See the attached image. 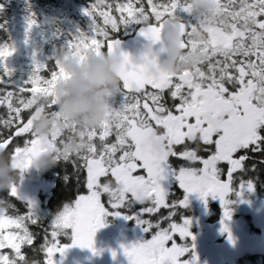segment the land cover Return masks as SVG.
Listing matches in <instances>:
<instances>
[{"label": "snow or ice", "instance_id": "6c2138e0", "mask_svg": "<svg viewBox=\"0 0 264 264\" xmlns=\"http://www.w3.org/2000/svg\"><path fill=\"white\" fill-rule=\"evenodd\" d=\"M220 5L227 24L196 16L191 0H94L83 10L91 20L89 34L80 31L68 47L83 42L94 54L121 55L123 104L82 133L84 148L59 158L71 203L50 225L36 215L32 202L18 210L12 201L19 195L17 185L0 191L6 206L0 211V264H56V255L64 256L73 246L97 253L94 235L105 226L104 218L130 211L133 204L142 207L125 218L134 219L151 238L121 246L130 264H197L195 243H182L188 237L195 241L191 221L175 220L192 193L205 202L209 196L219 198L221 231L232 240L227 196L264 182V41L254 42L255 34L264 33V0H220ZM170 16L184 27L187 55L181 62L186 66L155 76L149 70L152 58L147 53L133 57L116 37L134 28L148 43L162 44L160 26ZM35 23L28 19V29ZM246 23L252 36L240 34ZM14 51L11 44L0 45V154L18 160L22 180L39 146L28 127L33 109L27 105L35 86L51 89L63 70L57 60L45 76L46 66L36 64L26 81L15 83L5 64ZM153 135L163 145L157 153L144 149ZM166 173L175 176L185 193L182 199L171 198L162 186ZM65 229L71 230L70 245L61 240Z\"/></svg>", "mask_w": 264, "mask_h": 264}, {"label": "trees", "instance_id": "16d2710c", "mask_svg": "<svg viewBox=\"0 0 264 264\" xmlns=\"http://www.w3.org/2000/svg\"><path fill=\"white\" fill-rule=\"evenodd\" d=\"M94 0H0V45L11 44L15 51L10 55L5 64L12 72L11 80L15 83L26 81L36 66V64L46 66L42 70V75H49L51 70L55 68L56 61L59 60L63 74L56 81L55 85L44 90L39 86L36 87V93L27 107L34 110L38 107H44L45 111L36 117H47L50 111L49 104H55L54 111L60 110L61 97L57 92V84L59 81L70 78V73L65 70V61H74L83 65L85 58L93 56L89 52L88 46L78 45L75 49L68 47V42L77 36L80 31L89 34L91 20L84 15V9L89 8ZM191 7L194 14L207 20L211 24H215L218 20H222L227 24L226 17H223L221 11L220 0H216L215 8H207L201 0H191ZM34 19L36 23L28 29V19ZM172 21L181 20L175 16L169 17ZM182 18L186 21L195 23V18L187 14H182ZM102 23V19L100 21ZM134 28L127 31L121 30L116 38H127L134 33ZM252 36L251 23L243 25V31ZM194 38L198 41L201 39V33L194 34ZM264 41V33L255 34L254 42ZM105 56V52H101ZM102 56V57H103ZM178 65L185 67L182 62ZM4 65H0V71ZM120 89V84L119 88ZM53 90V93L50 91ZM59 103V105H58ZM57 105V106H56ZM31 113V114H32ZM61 116H59V119ZM61 153H57L52 158V163L45 168L44 181L50 184L46 194H41L43 199L36 215L43 223L50 225L56 214L63 209L65 204L71 203L68 196V190L64 185V166L59 162ZM7 155L0 154V162L10 169L8 182L0 189V191L11 190L17 185L21 173L18 168L13 167L12 161ZM12 201L18 210H26L27 201L21 197H14ZM6 210V206L0 201V211ZM65 235L61 237L62 242L68 243L70 238V229H65ZM243 264H264V257L255 259L251 257Z\"/></svg>", "mask_w": 264, "mask_h": 264}, {"label": "flooded vegetation", "instance_id": "af4514ba", "mask_svg": "<svg viewBox=\"0 0 264 264\" xmlns=\"http://www.w3.org/2000/svg\"><path fill=\"white\" fill-rule=\"evenodd\" d=\"M178 60L176 64H178ZM119 90L120 89L115 92L105 93V98L108 102V112L106 113L107 118L103 119L101 122L110 118V111L112 108H119L122 106L123 97L119 93ZM61 104L62 103H60L59 105L58 103L59 107H61ZM52 105L55 104H49L50 111L47 113V118L49 120H52V117H54L57 112L61 111V109L57 110V112L54 111L51 107ZM60 121L61 129L59 132L53 124L50 123L49 125L50 127H52V130L49 134V143L53 148L51 153L49 154L51 156V159L56 157V154L59 152L62 156L77 153L85 147L86 143L82 140L81 137L82 133H84L89 128L84 127L82 124L77 123L75 120L70 121L67 116L63 115V113H61ZM149 152L154 153L152 149H150ZM172 168L178 173V167L176 165L173 164ZM167 181H169L168 189L166 191L168 195L173 199H182L185 193L182 189H180L175 176L168 174ZM246 192H250L253 197L258 198L260 201L264 202V182L256 183L254 185L253 191H248L247 189H245L242 194H245ZM195 194H192L188 197L187 206L181 209L180 214L175 217V220L176 222H182L184 218L190 219V232L195 236V241H193L191 237H188L182 243L187 246H191L193 243H195V252L198 257L197 264H199L201 260H203L206 256L205 251L210 249V247L213 245L222 243L228 236V233L221 231L223 207L219 198L213 199L211 196H209L207 198V202H205V200H202L200 197L195 199V197L197 196V194ZM237 195V192L234 190L233 192L229 193L227 199L232 202V200H236ZM42 200L43 199L41 198L39 199L40 204ZM228 206L231 209V219L227 221V224H232L237 219H241L243 222V230L245 231V233L248 236H256L259 242L264 247V226L261 223L254 222L250 214L245 215L243 214V212H237L234 206ZM140 207H142L140 204H133L130 211L122 212V214L119 216L107 215L104 218L105 226L109 227L110 232H112L109 236L110 241L108 240V243L111 246L109 248L111 255L108 259V261H110V264H130L121 246H128L130 244L144 242L151 238V233L144 232L141 226L138 225L134 219L125 218L126 215H135L136 211ZM199 215H203L202 221L199 220ZM106 236L108 235L106 234V231H104L102 236L103 243L104 239L107 238ZM113 251L117 253L115 257H113L112 255ZM251 257H254L255 259L263 258L264 251L257 250L253 254H244L240 258L235 259L233 261V264H243Z\"/></svg>", "mask_w": 264, "mask_h": 264}, {"label": "clouds", "instance_id": "9594fccd", "mask_svg": "<svg viewBox=\"0 0 264 264\" xmlns=\"http://www.w3.org/2000/svg\"><path fill=\"white\" fill-rule=\"evenodd\" d=\"M178 29L169 27L168 36L175 38ZM173 52L177 49L173 47ZM118 53L111 56L97 58L89 56L83 65L74 61H65V70L70 78L61 80L57 84V92L61 97V111L68 119L75 120L86 128L96 127L107 118L108 102L106 92L118 91L120 81L114 74L113 68L120 63ZM161 67L170 71H179L181 66L173 59L163 61ZM50 120L41 118L35 122L34 127L41 135L49 133ZM52 163L50 155H42L35 162L36 167H48ZM10 169L0 162V189L8 182Z\"/></svg>", "mask_w": 264, "mask_h": 264}, {"label": "rangeland", "instance_id": "374dc122", "mask_svg": "<svg viewBox=\"0 0 264 264\" xmlns=\"http://www.w3.org/2000/svg\"><path fill=\"white\" fill-rule=\"evenodd\" d=\"M201 2L207 8L213 9L216 6V0H201ZM92 55L97 58H101L103 56L101 52L98 54L92 53ZM186 55H187L186 51L181 53L180 58L178 60V64L181 62L182 58L185 57ZM87 60L88 59L85 58L84 64L87 62ZM50 92L53 93V90ZM61 113H62L61 111L57 112L55 116L52 117V120H50V123L55 126L58 132L61 129V121L59 119ZM41 118H39L37 121H39ZM32 130L34 131L37 137L39 146L34 156L30 159V164L36 161L42 155L45 154L49 155L53 149L51 147V144L49 143V134L50 131L52 130V127L49 126V133L47 135H41L35 129V127H33ZM162 148L163 145L159 138L155 137L154 135L146 138L144 143V149L146 151L149 152V150L152 149L153 152L156 153L161 151ZM12 165L13 167L18 168V160L16 158L13 159ZM45 172H46L45 168H40V167H37L32 170L27 169V171L23 173L22 180L20 176L17 183L19 189V197H21V199L27 202H32L35 206V213L37 212L40 206L39 199L41 198V194H46L48 191V187L50 186V184L48 185V183L44 181L43 177L45 176ZM167 175L168 173H166L165 178L161 180V184L166 191L169 185V181H167ZM246 193L245 194L241 193L237 195L236 200H232V202L230 201L229 205L234 206L237 212L238 211L243 212V214L245 215L250 214L254 222L261 223L264 226V202L260 201L258 198L253 197L250 192H246ZM192 194H188V197ZM197 196L195 197V199L199 198L198 194ZM104 231H106V234L108 236H106L107 238L104 239V243H103L102 236ZM110 233L112 232H110V229L107 226L99 228L96 231L94 235V247L97 250V253H93L90 249L87 248H80L79 246H73L67 250L64 256L61 257L59 254L56 255L55 257L56 264H110V261H108L109 256L111 255L109 249L111 246L108 243V240L110 241V237H109ZM71 241H72V236L70 230L69 242L65 244L70 245Z\"/></svg>", "mask_w": 264, "mask_h": 264}, {"label": "water", "instance_id": "95a60500", "mask_svg": "<svg viewBox=\"0 0 264 264\" xmlns=\"http://www.w3.org/2000/svg\"><path fill=\"white\" fill-rule=\"evenodd\" d=\"M169 27H175L178 29V34L175 38H170L168 36ZM160 38L162 44L148 43L143 36L139 35L138 30L135 29L131 36L117 39L121 42L122 50L128 52L133 57H139L142 54L147 53L153 60V63L149 68L151 74L160 76L163 73L174 72L161 67L163 61L173 59L176 63L180 53L185 51L183 46V24L179 21H172L170 18L166 19L160 26ZM173 47L177 49V52H173ZM116 53V51L105 52V56H111ZM119 56L121 58L120 63L113 68V72L120 81L124 61L121 55ZM44 111V107H38L34 110L28 123L29 128L32 129L34 127L35 118ZM34 162L30 164L31 166L28 169L32 170L37 168L34 166ZM202 218L203 215H199L200 221H202ZM228 226L232 234V240H229L227 236L222 243L211 246L210 249L205 251L206 256L199 264H233L235 259L240 258L244 254H253L257 250L264 251L263 245L259 242L256 236H248L245 233L241 219H237L232 224H228Z\"/></svg>", "mask_w": 264, "mask_h": 264}]
</instances>
